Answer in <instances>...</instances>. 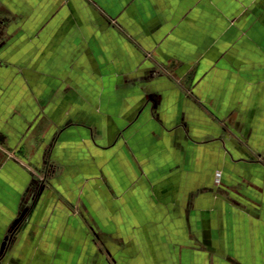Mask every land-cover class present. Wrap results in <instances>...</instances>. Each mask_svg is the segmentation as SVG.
Returning a JSON list of instances; mask_svg holds the SVG:
<instances>
[{
	"label": "crops",
	"instance_id": "1",
	"mask_svg": "<svg viewBox=\"0 0 264 264\" xmlns=\"http://www.w3.org/2000/svg\"><path fill=\"white\" fill-rule=\"evenodd\" d=\"M0 255L264 264V0H0Z\"/></svg>",
	"mask_w": 264,
	"mask_h": 264
},
{
	"label": "rangeland",
	"instance_id": "2",
	"mask_svg": "<svg viewBox=\"0 0 264 264\" xmlns=\"http://www.w3.org/2000/svg\"><path fill=\"white\" fill-rule=\"evenodd\" d=\"M26 152H28V148H27V145H26ZM2 152H3V149H2ZM31 153V152H30ZM3 155H4V152H3ZM15 155V154H14ZM29 158H32L33 155H28ZM32 160V159H30ZM34 162L33 166H37L38 167V170L37 168L35 167V176L34 178L32 179V182H31V185L32 186H36L37 183H39L40 181H42L44 179V172L47 170V164H48V161L46 159H42L41 161H35V160H32ZM0 258H1V255H0Z\"/></svg>",
	"mask_w": 264,
	"mask_h": 264
},
{
	"label": "water",
	"instance_id": "3",
	"mask_svg": "<svg viewBox=\"0 0 264 264\" xmlns=\"http://www.w3.org/2000/svg\"><path fill=\"white\" fill-rule=\"evenodd\" d=\"M7 239H8V237H7Z\"/></svg>",
	"mask_w": 264,
	"mask_h": 264
}]
</instances>
